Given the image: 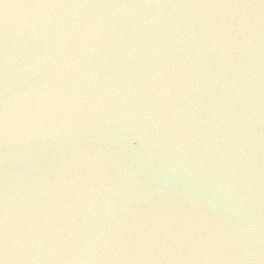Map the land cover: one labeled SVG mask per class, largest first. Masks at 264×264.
I'll return each mask as SVG.
<instances>
[{"label": "water", "instance_id": "obj_1", "mask_svg": "<svg viewBox=\"0 0 264 264\" xmlns=\"http://www.w3.org/2000/svg\"><path fill=\"white\" fill-rule=\"evenodd\" d=\"M0 264H264V0H0Z\"/></svg>", "mask_w": 264, "mask_h": 264}]
</instances>
